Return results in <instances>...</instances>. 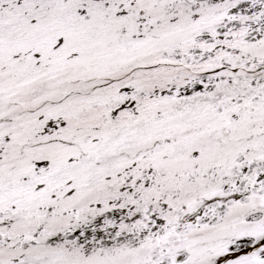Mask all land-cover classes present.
<instances>
[{"label":"snow or ice","instance_id":"snow-or-ice-1","mask_svg":"<svg viewBox=\"0 0 264 264\" xmlns=\"http://www.w3.org/2000/svg\"><path fill=\"white\" fill-rule=\"evenodd\" d=\"M0 264H264V0H0Z\"/></svg>","mask_w":264,"mask_h":264}]
</instances>
